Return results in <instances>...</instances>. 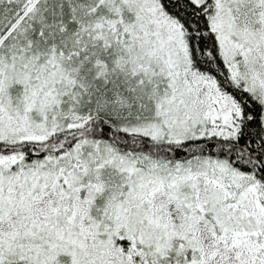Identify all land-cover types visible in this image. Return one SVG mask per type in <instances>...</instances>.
<instances>
[{"label":"snow or ice","instance_id":"obj_1","mask_svg":"<svg viewBox=\"0 0 264 264\" xmlns=\"http://www.w3.org/2000/svg\"><path fill=\"white\" fill-rule=\"evenodd\" d=\"M0 264H264V0H0Z\"/></svg>","mask_w":264,"mask_h":264}]
</instances>
